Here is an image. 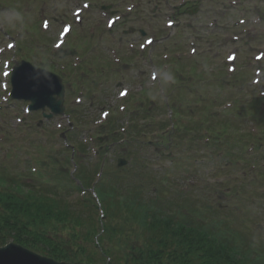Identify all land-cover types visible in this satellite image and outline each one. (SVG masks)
<instances>
[{
	"label": "rangeland",
	"instance_id": "obj_1",
	"mask_svg": "<svg viewBox=\"0 0 264 264\" xmlns=\"http://www.w3.org/2000/svg\"><path fill=\"white\" fill-rule=\"evenodd\" d=\"M89 1L91 2L89 9L82 12L81 20L75 23L72 21V11L74 7L81 6V0H0V46H4L7 40L15 43V47L6 52V57L11 61V65L23 59L40 68L42 67L37 64L42 60L48 66L47 70L62 77L65 85L64 113H72L71 119L75 122L72 129H67V116L42 119L40 111H31L27 118L21 108L25 101L18 99L15 103L6 105L7 103L2 104L0 99L2 106L0 125L3 123L2 115L8 123L12 121L13 126L17 122L16 115L25 116L22 118L25 125L36 124L40 118V126L48 130L45 142L47 139L52 146L54 142L56 144L67 142L64 137L67 131L72 132V139L69 138V141L80 142L83 138L87 139L91 133L95 134L97 124L104 120L100 117L103 110L109 112L104 121L115 115L113 116L114 123H117L115 127L126 126L127 120L129 122L124 113L127 108L121 112L119 106L128 107L126 102L129 97H141L140 91L144 89L147 94L142 95L143 102H134L129 112L133 113L132 111L137 109L142 113L147 111L153 118L141 126L145 131L136 142H131L129 138L124 142H129L127 145L119 147L115 144L106 149L104 157L107 163L111 164V170L114 171L117 158L126 159L129 167L134 166L131 157H128L121 148L132 149L138 154L137 159L146 163L148 179H151L153 174L161 176V184L166 195H176L181 193L180 190H187V196L191 201L190 207L195 210V215L203 214L206 223L214 216L217 221L228 226L230 232L238 233L247 247L252 248L253 245L264 247V167L261 166L257 170L261 172L260 176L252 183L253 176L248 169L242 173V164H235V160L228 156L229 149L223 147L219 151L214 149L209 152L204 147V151H199V142L193 146L189 145L191 135L185 134L183 127L179 129L176 126L179 118H182V124H188L191 116L199 112V109H203L200 107L203 105L197 103L198 100L214 99L216 104L208 102L205 105L209 107L210 113L216 112L213 118L217 122L228 120V123H235L240 121V117H244V122L241 120L243 124L241 127L246 131L248 125L249 128L254 127L252 121L259 119V116L254 110L253 116L249 117L250 109L247 106L251 103L246 104L245 101L252 99L259 90L264 89V58L257 65L261 67L258 85L250 83L255 74L254 66L251 67L249 64L258 47L264 50V0H241L236 6H229V0H193L194 4L190 2L189 8L196 10L191 16L187 15L186 10L178 14L176 6L166 8L164 0ZM179 1L169 0V5ZM110 2L112 4L107 8L99 9L101 4ZM23 5H28L29 10L27 8L24 10ZM126 7H131V10L127 11ZM225 7L226 9H221ZM222 10H225L224 13H221ZM104 13L106 15H103ZM111 15L120 17L111 29H107L105 21ZM166 16L176 21L175 26H165ZM256 17H260V22H256ZM43 18L50 22L47 30L40 28ZM216 18L217 25L208 26V23L214 24ZM240 18H244L246 24L233 26L232 24ZM64 22H70L72 30L67 36V43L62 45L64 48L54 49L53 42ZM5 28L9 29L10 38L4 35ZM107 30H110V33ZM233 35L238 37V40H231ZM145 37H153L154 42L140 51L139 43ZM251 48L255 49L250 51ZM190 49H195V52L191 53ZM232 51H236L238 59L236 71L229 73L226 70L225 57ZM69 52L72 54L63 60L59 59ZM202 53L207 55V59L203 61L200 60ZM176 54L181 58L177 64L180 70L178 73L183 71L186 75L184 78L179 77L178 80H168L166 78L168 70H172L169 61L172 55ZM113 58L119 62H115ZM190 58L200 61L197 68L191 72L186 69ZM75 64L76 67H73ZM100 67L104 68V73ZM155 71L157 78L152 80L151 74ZM71 72L73 83L66 80L70 78ZM170 76H173V72H170ZM215 77L219 78L217 83L213 82ZM83 80L84 85L78 83ZM121 89L128 90V95L123 99L117 98V93ZM75 95L82 97L78 105L72 101ZM234 98H237L233 103L235 106L230 111L223 110L226 113L220 114L219 111H222L220 103L232 102L231 99ZM219 104L220 106H217ZM261 106L257 111L259 108L264 110V105ZM233 109L235 111H232ZM45 111L48 112L47 109ZM164 123L173 124L175 127L168 133L165 130H156L157 124L162 127ZM24 124L19 130L24 128ZM59 124L61 130H56ZM260 126L264 129V122H261ZM29 131L35 142L34 149L31 150L33 155L26 160V164L33 160L34 152L37 150L35 158L39 159L38 171L42 170L43 174H48L52 178L64 176L67 168L65 170L62 168V172L57 165H49L45 169L46 162L40 164V160H45L43 156L50 148L48 151L38 149L40 131L32 127ZM228 131L233 133L231 130ZM51 132L54 135L56 133L55 139L50 136ZM59 132H62V136H58ZM176 132H180V136H185L186 139L188 136L187 141L180 139L173 143L172 139ZM262 133L260 141L264 144V131ZM11 134L15 136L16 133ZM74 134H77L76 138ZM117 136L121 135L118 133ZM26 139L28 136L23 141ZM106 141H109L107 142L109 144L112 139ZM3 142V146L0 147V160L4 149L7 154L16 153L18 150L15 145L9 149L6 143L8 141ZM93 144H96V141ZM151 144L153 146H150ZM20 147L19 152L24 150L25 144L20 142ZM152 147H157L158 150L152 152ZM192 147L198 149H189ZM262 149L264 153V147ZM259 151L261 150L253 151L252 156L256 157ZM54 152L52 149L49 154L53 155ZM238 154L237 157H243V152ZM156 155L162 157L157 159ZM103 164L108 165L105 160ZM7 165L11 167L9 163ZM158 167H161L160 171H156ZM15 169L18 171V164ZM158 180L157 178L155 181ZM205 206H209V209H204ZM97 214L100 215L98 209ZM102 220L105 222L106 218L103 217ZM115 220L117 221V218Z\"/></svg>",
	"mask_w": 264,
	"mask_h": 264
},
{
	"label": "trees",
	"instance_id": "obj_2",
	"mask_svg": "<svg viewBox=\"0 0 264 264\" xmlns=\"http://www.w3.org/2000/svg\"><path fill=\"white\" fill-rule=\"evenodd\" d=\"M183 75L178 73L177 78H184ZM208 102L216 104L214 99L198 100L203 109L191 116L188 124H182V118H179L176 126L183 127L185 134L191 135L189 145H196L198 141L200 147L211 151L219 150L223 143L229 149L228 156L232 157L230 150L244 147L242 117L235 123L217 122L213 118L216 112L210 113L205 105ZM137 111L133 113L135 117H130L133 125L127 135L138 132L137 119L151 118L147 111ZM167 125L164 123L163 127ZM102 126L107 131L100 127L99 133L115 142L118 133H114L113 117ZM180 132L174 134L173 142L187 141L188 136L186 139ZM71 136L72 133H68L67 137L72 139ZM261 136L258 133L257 137L247 136V139L255 141ZM203 137L207 140L201 145ZM127 144L129 142L124 143ZM126 153L131 155L134 166L115 168L114 171L105 166L94 185L97 200L88 190L91 176L99 170V162L95 161L92 169L89 168L87 146L81 142H76L72 150L61 148L40 160V164L46 162L45 169L57 165L62 172L73 162L77 166L73 175L66 171L64 176L52 178L42 170L29 169L14 173L0 164V246L12 241L68 263L264 264L263 246L247 247L238 233L230 232L228 226L214 216L206 223L203 214L195 215L187 195H166L161 176L153 174L148 179L137 153L132 149ZM34 163H37L36 159ZM157 178L159 180L155 181ZM98 207L102 211L100 215L97 214ZM205 208L209 209V206ZM103 217L107 221L103 222Z\"/></svg>",
	"mask_w": 264,
	"mask_h": 264
},
{
	"label": "water",
	"instance_id": "obj_3",
	"mask_svg": "<svg viewBox=\"0 0 264 264\" xmlns=\"http://www.w3.org/2000/svg\"><path fill=\"white\" fill-rule=\"evenodd\" d=\"M12 97L23 98L31 102V109H43L45 106L51 110L52 115L63 112V86L61 79L43 69L33 67L22 61L11 76ZM55 96V97H54ZM125 161L119 159L118 166ZM0 264H84L56 261L43 256L19 244L8 242L0 246Z\"/></svg>",
	"mask_w": 264,
	"mask_h": 264
},
{
	"label": "snow or ice",
	"instance_id": "obj_4",
	"mask_svg": "<svg viewBox=\"0 0 264 264\" xmlns=\"http://www.w3.org/2000/svg\"><path fill=\"white\" fill-rule=\"evenodd\" d=\"M233 3H236V0H233ZM84 7L87 8L88 5L85 4ZM77 15H78V11H77ZM240 22L243 23L244 21H240ZM171 23H172V22L169 21V27H171ZM111 24H112V22L109 21V26H111ZM43 26H44L45 28H48V27H49V24H48V21H47V20H45V21L43 22ZM69 32H70V27L67 26V25H65V26L63 27V30L59 33L60 40L55 44V47L59 48V47L61 46V43L63 42V38H64L65 35L68 34ZM145 43H147V44H151L152 41H151V40H147V41H145ZM144 46H145V45H144L143 43L140 45L141 48H143ZM7 47H8V48H12L13 45H12V44H8ZM0 51H2V50H0ZM193 52H195V49H193ZM233 59H235L234 56H230V57H229V60H233ZM257 59H259V57H257ZM8 68H9V65H8L7 62H5V63L3 64V70H2V73H0V74H2L4 77H8V76L10 75V72L8 71ZM230 70H231V69H230ZM152 78H153V79H156L155 75H153ZM0 87H6V85H0ZM126 94H127L126 91L120 93L121 96H125ZM105 115H107V113H105Z\"/></svg>",
	"mask_w": 264,
	"mask_h": 264
}]
</instances>
